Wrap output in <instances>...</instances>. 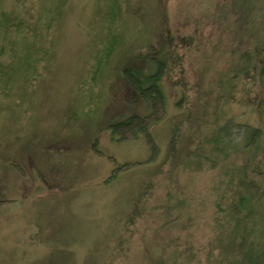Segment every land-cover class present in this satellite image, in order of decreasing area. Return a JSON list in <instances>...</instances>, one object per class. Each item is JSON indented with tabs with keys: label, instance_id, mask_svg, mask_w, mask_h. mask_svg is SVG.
I'll return each mask as SVG.
<instances>
[{
	"label": "rangeland",
	"instance_id": "rangeland-1",
	"mask_svg": "<svg viewBox=\"0 0 264 264\" xmlns=\"http://www.w3.org/2000/svg\"><path fill=\"white\" fill-rule=\"evenodd\" d=\"M99 2L67 0L0 86V264H264V0H119L110 34ZM149 54L156 149L108 129L150 113L123 74ZM233 117L261 128L252 147L214 140Z\"/></svg>",
	"mask_w": 264,
	"mask_h": 264
},
{
	"label": "trees",
	"instance_id": "trees-1",
	"mask_svg": "<svg viewBox=\"0 0 264 264\" xmlns=\"http://www.w3.org/2000/svg\"><path fill=\"white\" fill-rule=\"evenodd\" d=\"M102 1L103 4H100ZM66 2L67 0H0V86L9 87L14 79L19 78L21 68L34 66L38 62L40 52L47 50L46 35L48 33L46 31L53 28L54 21L63 20ZM117 2L119 0H100L99 2V9L103 12V22L112 21L109 25V34L112 33V26L116 25V21L122 15L121 4ZM150 14L148 9L143 10L146 20L150 19ZM123 18L132 30L128 36L122 34L118 40L117 46L121 51L125 49L126 44L133 43V30L136 29L138 21L135 15L127 14ZM148 29H151V24L147 23L142 31L147 32ZM98 37L101 39L100 35ZM53 43L54 49L57 40ZM143 61V66L139 68L125 66L123 74L130 88L147 102L150 113L130 114L111 122L108 129L111 137L117 141L142 136L153 149H156L148 117L153 116L158 119V112L165 110V94L160 82L167 69V60L163 56L149 54L143 57ZM261 134L259 126L237 121L233 117L227 118L219 126L214 140L221 144L222 148L248 149L257 143Z\"/></svg>",
	"mask_w": 264,
	"mask_h": 264
}]
</instances>
